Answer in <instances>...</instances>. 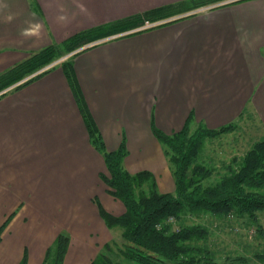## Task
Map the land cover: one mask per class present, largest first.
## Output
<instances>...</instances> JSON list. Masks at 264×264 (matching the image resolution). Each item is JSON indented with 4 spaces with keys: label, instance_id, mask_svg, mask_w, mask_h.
Instances as JSON below:
<instances>
[{
    "label": "crops",
    "instance_id": "0c3cea01",
    "mask_svg": "<svg viewBox=\"0 0 264 264\" xmlns=\"http://www.w3.org/2000/svg\"><path fill=\"white\" fill-rule=\"evenodd\" d=\"M178 1L194 6L72 56L107 148L124 142L128 170H150L161 191H174L154 127L173 133L190 116L211 128L234 122L236 132L247 119L229 157L264 138V0H0V72L80 30ZM81 99L60 60L0 97V264H42L62 230L63 264H88L121 231L100 213L98 201L114 214L126 207L101 176L105 157Z\"/></svg>",
    "mask_w": 264,
    "mask_h": 264
},
{
    "label": "trees",
    "instance_id": "16d2710c",
    "mask_svg": "<svg viewBox=\"0 0 264 264\" xmlns=\"http://www.w3.org/2000/svg\"><path fill=\"white\" fill-rule=\"evenodd\" d=\"M217 1L220 0H200L198 3L200 6ZM193 6L182 1L160 5L80 30L61 42H52L0 72V97L11 88L22 86L48 71L60 57L70 53L60 62L77 98L81 99L73 68L74 54L109 33L147 28H136L145 24L146 20H160L157 24H162ZM81 102L91 140L105 157L108 172L101 173V176L108 185V191L121 199L126 207L123 213L114 214L98 201L105 222L122 228L123 241L121 245L117 239L105 243L88 264H216L210 255L211 250L199 243L207 238L208 228L201 223L174 227V221L181 220L192 211H210L218 215L248 213L254 222L259 221L258 211L264 209V138L256 141L241 157L234 155L231 161L224 162L228 172L215 181L206 182L214 169L199 160L205 139L235 128L236 123L216 128L200 124L191 131L192 118L189 116L183 127L173 133L154 127L175 180V190L163 192L158 188L152 171L131 172L126 168L124 158L128 150L124 142L117 149L107 148L91 113L82 99ZM69 243V233L60 231L48 247L42 264H63ZM116 251L118 257L113 254ZM256 256L264 260V251L257 252ZM20 264H27L26 256Z\"/></svg>",
    "mask_w": 264,
    "mask_h": 264
},
{
    "label": "rangeland",
    "instance_id": "374dc122",
    "mask_svg": "<svg viewBox=\"0 0 264 264\" xmlns=\"http://www.w3.org/2000/svg\"><path fill=\"white\" fill-rule=\"evenodd\" d=\"M144 25L136 28H143L142 26ZM125 31L127 30L109 33L103 37L120 34ZM103 37L92 42H96ZM247 123V119H244L238 124L239 128L236 132L233 130L235 128H233L217 136L205 139L199 160L214 169L213 173L205 179L206 182L215 181L221 174L229 171L223 163L231 161L232 157H229L232 153L231 149L234 144L244 139V133L249 128V123ZM200 124L202 123L194 121L191 124V131ZM233 164L238 165V163ZM258 217L259 221L254 222L248 213L218 215L210 211H192L184 215L181 220H175L173 224L174 227L180 224L194 223H201L206 226L209 230L208 236L206 239L200 240L199 243L211 250L210 255L216 261V264H264V260L256 256L257 252L264 251V209L259 210ZM118 227L121 228L120 226ZM121 233L122 228L120 232L116 233L114 238L117 239L120 245L123 241ZM113 254L115 257L119 255L117 251ZM121 259H123L122 256Z\"/></svg>",
    "mask_w": 264,
    "mask_h": 264
},
{
    "label": "built area",
    "instance_id": "2783aa9c",
    "mask_svg": "<svg viewBox=\"0 0 264 264\" xmlns=\"http://www.w3.org/2000/svg\"><path fill=\"white\" fill-rule=\"evenodd\" d=\"M226 1H228V0H226ZM160 22H161L160 20H158V21H150V20H146L145 25L142 26V27H150V26H154V25H156L157 23H160ZM69 54H70V53H69ZM66 56H68V54L65 55V56H63V57H60L57 61L64 59Z\"/></svg>",
    "mask_w": 264,
    "mask_h": 264
}]
</instances>
